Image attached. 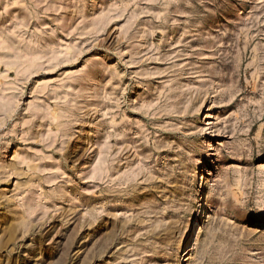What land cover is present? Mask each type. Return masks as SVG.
I'll list each match as a JSON object with an SVG mask.
<instances>
[{
  "label": "rangeland",
  "instance_id": "374dc122",
  "mask_svg": "<svg viewBox=\"0 0 264 264\" xmlns=\"http://www.w3.org/2000/svg\"><path fill=\"white\" fill-rule=\"evenodd\" d=\"M193 218L184 264H264V0H0V264H178Z\"/></svg>",
  "mask_w": 264,
  "mask_h": 264
},
{
  "label": "bare ground",
  "instance_id": "6f19581e",
  "mask_svg": "<svg viewBox=\"0 0 264 264\" xmlns=\"http://www.w3.org/2000/svg\"><path fill=\"white\" fill-rule=\"evenodd\" d=\"M202 215V214H201ZM198 231V221L197 219H191L187 225L185 226L184 230L182 231L180 238L174 243V248L180 252L178 264H184L188 254H186V245L189 241L195 239L196 234Z\"/></svg>",
  "mask_w": 264,
  "mask_h": 264
}]
</instances>
